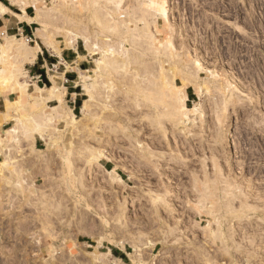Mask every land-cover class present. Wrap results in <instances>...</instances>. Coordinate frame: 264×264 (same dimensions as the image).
<instances>
[{"label":"rangeland","instance_id":"rangeland-1","mask_svg":"<svg viewBox=\"0 0 264 264\" xmlns=\"http://www.w3.org/2000/svg\"><path fill=\"white\" fill-rule=\"evenodd\" d=\"M21 1L32 8L33 16L32 0ZM84 1L91 10L104 3H36L51 10L52 20L42 27L53 37L54 48L42 46L35 32L27 45L33 46L36 40L42 51L57 56L75 52L72 64H54L42 74V84L46 86L43 96L54 93L50 108L45 104L50 100L38 105L31 101L37 95L29 87L36 59L22 64L16 55L7 54L0 63V97L6 99L9 95L12 104L9 110L7 102L0 109V135L11 127L5 123L13 120L22 144L29 145L33 134H38L33 117L41 116L51 119L49 123L41 120V125L53 140L50 146L38 145L47 150L37 155L36 163L26 166L34 154L20 149L21 161L15 162L14 151L9 156L12 167L0 168V248L4 237L11 236L16 208V225L21 227L15 228L18 244L11 264H264L262 256L248 259L239 254L245 247L248 253L253 250L245 237H264V0H122L119 12L129 20L124 24L123 19L117 29L122 30L125 42L118 45L115 35L109 39L90 35L89 41H98L100 46L105 45L103 40L111 42L114 49L119 48L114 58L121 61L127 59L122 50L139 57L116 74L98 72L100 79L94 73L100 53L89 52L81 38H74L71 45L68 30L76 29H68L70 24L58 20L60 9L73 12L85 5ZM136 8L163 11L155 23L156 15H147L145 37L137 38L140 31L132 30L137 18L132 11ZM140 25L144 26V21ZM169 39L174 55L171 59L166 47ZM155 47L160 48L161 55H152ZM141 48H145L144 52ZM71 68L77 72L76 88L68 90L79 95L75 104L59 84L64 80L63 72ZM91 77L96 82L97 100L93 116L84 118L82 107L87 97L83 88L91 87ZM177 95L179 107L182 104L197 110L188 114V121L166 113L169 105H175L171 98ZM66 113H73L79 122H73ZM162 132L166 133L164 138ZM10 145L0 146V162L6 159L1 151L10 149ZM112 169L122 184L111 186L106 182L105 171ZM81 177L88 187L85 195L77 181ZM51 194L59 206H51ZM234 194L241 197L237 199ZM85 196L93 199L86 202ZM155 197L159 198L157 208L153 204ZM231 199L234 209H240L243 199L253 210L234 217L225 206ZM80 211L88 213L90 219L82 228L77 226ZM218 226L231 231L243 249L229 244L231 241L224 242L229 251L226 253L222 251V241L209 242V235ZM117 229L128 233L117 235ZM91 230L96 234L94 238L87 235ZM170 230L171 234H165ZM140 234L144 236L143 243L135 239L142 237ZM201 248L209 261L201 255ZM134 250L140 259L133 256ZM101 254H108L107 262Z\"/></svg>","mask_w":264,"mask_h":264},{"label":"bare ground","instance_id":"bare-ground-1","mask_svg":"<svg viewBox=\"0 0 264 264\" xmlns=\"http://www.w3.org/2000/svg\"><path fill=\"white\" fill-rule=\"evenodd\" d=\"M10 1V3L11 4H13V5H15V6H17V7H19L20 9H22V10H24V8L26 7L25 6V4L21 1V0H9ZM72 3H73V1L74 0H70ZM87 1V0H86ZM151 1H153V0H151ZM32 2H33V6H34V15L31 17V18H29V19H27L29 22H35L36 24H38V26L39 27H37V29L35 30V38H36V40H38L39 42H40V44L42 45V46H44L45 48H54V45H53V42H52V39L51 38H53L51 35V37L49 36V31L48 30H46V29H43V27H42V25L43 24H48L51 20H52V18H53V16H52V14H51V10L50 9H45V8H42V7H39V6H37L36 5V3H37V0H32ZM121 2H122V0H104V3L100 6V7H97V8H93L92 10L91 9H89V7H90V5L88 4V6H86V4L85 3H87V2H85L84 1V3L83 4H85V5H83L82 7L81 6H79V5H81V3L79 4V2L78 3H76L78 6H79V8L77 7V10H76V8H74V10H73V12L71 11V12H69L68 10L66 11V10H63V9H60L59 10V19L58 20H62L65 24H67V26L70 24L71 25V27H69L68 26V29H76L75 31H70V30H68V39L69 40H72V41H70L71 43V45H72V42H74L73 40H74V38H81V39H83V41L85 42V46L87 47V49H88V51L89 52H91V53H95V52H97V53H100V58H98V59H96L95 60V63H96V70L94 71V73L96 74V76H97V73L99 72V73H104V74H108L109 75V73H110V75L112 74V73H115V72H117V70H120V69H123V67H126V66H128V65H131L132 63H134V61L133 60H136V58L137 57H139V56H135V55H130V58H129V55H128V50H122L123 52H122V54L123 55H126L127 54V59L126 60H124V61H121V60H118V59H116V58H114L115 57V53H119V51L117 52V50L119 49V48H116V49H114L113 48V45H110L111 44V42L108 44V43H106V41L105 40H103L104 41V44L105 45H103V46H100L101 45V43L100 44H98V41H97V43L95 42V43H93V41H89V36L90 35H95L96 37H99V36H103L104 38H113V36L115 35L116 36V40H117V44L118 45H121V44H123L125 41V38L124 37H122V34H123V32H122V30H121V32H119L118 31V29L117 28H120V26L118 25L120 22H122L123 21V19H124V15L123 14H120V12H119V6H120V4H121ZM93 4H96V3H98V1L97 0H95V1H93L92 2ZM143 3V2H142ZM70 9H73V8H70ZM1 10H2V12L5 10L6 11V9H4V8H2L1 7ZM83 10H85V12H87V13H84V15H83V13L81 14V12H83ZM91 10V11H90ZM121 10V9H120ZM90 11V13L88 14V12ZM119 12V13H118ZM156 13V14H155ZM159 13V12H158ZM158 13H157V11H155L154 12V10H152V11H150L149 9H147L146 11H145V9L144 10H139V9H134L133 11H132V14H137V18H134L135 20H136V23H135V25H134V22H135V20L132 22V19H131V22L133 23V32L134 31H137V33H138V30L140 31V33H138L137 35H136V37L137 38H139V37H145V36H147V32H148V24H147V15L148 16H150V15H156L155 17H154V20H153V22L155 23L156 22V20L155 19H157L158 18ZM132 14H131V16H132ZM159 14H161L162 16H163V11H161ZM87 15V16H86ZM116 15H117V17H116ZM126 15H129V14H126ZM125 15V16H126ZM82 16H85L86 17V19H83L82 18ZM84 17V18H85ZM127 19L129 18V17H126ZM129 20V19H128ZM128 20H125L124 19V22H122V23H124V24H126L125 22H127ZM140 21H144V26H142V25H140ZM112 22H114V23H112ZM124 24H121V25H124ZM150 24V23H149ZM140 25V26H139ZM126 27V26H125ZM65 28H67L66 26H65ZM122 29V28H121ZM129 29H131V28H129ZM128 29V30H129ZM120 30V29H119ZM125 30H126V28H125ZM4 31V30H3ZM124 31V30H123ZM2 32V31H1ZM128 33H130V32H132V31H127ZM51 33V32H50ZM124 33L126 34V32L124 31ZM131 34V33H130ZM134 34V33H133ZM132 34V35H133ZM53 35V34H52ZM124 35V34H123ZM125 36V35H124ZM2 37V38H1ZM118 37V38H117ZM68 39H67V41H68ZM0 40L2 41V43L0 42V63L1 62H3L2 60H3V58H4V56H6L7 54L8 55H10V54H13V55H16V57L19 59V62L20 63H32L35 59H36V57H37V55H38V53L41 51V49H40V46H39V44L37 43V41L35 40L34 41V45L33 46H28L27 45V40L25 39L24 41H22L21 39H16V38H14V37H12V36H6L4 33L3 34H1V36H0ZM100 40V39H99ZM109 41V40H108ZM107 41V42H108ZM92 42V43H91ZM168 43V45L166 46L167 48H169V50H167V56H168V58L169 59H171V58H173L174 57V55H172V53H171V50H170V46H171V40L169 39V41L167 42ZM117 45V46H118ZM136 47H137V44H134ZM141 45V44H140ZM115 47H116V45H115ZM119 47V46H118ZM165 47V48H166ZM143 49H145V48H141V50L144 52V50ZM141 52V51H140ZM142 52V53H143ZM152 55H161L160 54V48L158 49V48H153L152 49ZM162 53V52H161ZM145 54H147V53H145ZM143 55V54H142ZM142 55H140V56H142ZM144 57V56H143ZM5 60V59H4ZM139 60H140V58H139ZM137 62H139V61H137ZM141 62V61H140ZM142 63V62H141ZM144 63V62H143ZM137 64V63H136ZM141 65V64H140ZM139 65V66H140ZM145 64H143L142 66H144ZM0 71H1V68H0ZM126 71H127V69H126ZM135 71H136V69H135ZM140 71H142V70H140ZM98 73V74H99ZM146 73H150V72H146ZM158 73H160V72H158ZM170 73V72H169ZM94 74V75H95ZM116 74V73H115ZM136 74H138L137 73V71H136V73L134 74V75H136ZM139 74H140V72H139ZM152 74H153V72H152ZM151 73H150V75H152ZM155 74V73H154ZM163 74V73H162ZM156 75V74H155ZM99 76V75H98ZM96 77V78H99V77H101V76H99V77ZM105 77H106V75H104ZM114 76V75H113ZM137 76V75H136ZM160 76H162V75H160ZM134 77V76H133ZM138 77H140V76H138ZM155 78L156 77H158V75L157 76H154ZM93 80L91 81V87H88V86H84V88H83V92H84V95L87 97L85 100H84V102H83V107H82V115H83V117L84 118H86V117H90L91 115H92V112H94L95 110H93V106H94V101H96L97 99H96V91H97V88L95 87V79L93 78V77H91ZM159 78H162V77H159ZM158 78V79H159ZM100 79V78H99ZM157 80V79H156ZM183 82H187V79H183ZM98 84V83H97ZM59 89V88H58ZM159 90V89H158ZM197 90H198V92H201L202 91V88L201 87H198L197 88ZM35 91H36V93H37V95L36 96H34V97H31L32 99H31V101L35 104V105H38V104H42V103H44V102H46V101H48V100H51V98H53V94L52 95H49V96H43V94L45 93V90L43 89V88H37L36 87V89H35ZM55 91V90H54ZM57 91V90H56ZM160 91H162V89H160ZM159 91V92H160ZM48 92H52V90L50 91H48ZM58 92V91H57ZM158 92V93H159ZM156 93V92H155ZM160 94V93H159ZM161 94H162V92H161ZM158 95V94H157ZM174 95V92L170 95L171 97ZM170 97V98H171ZM177 97H178V95L177 96H175L174 98H171V99H173V102H174V104L175 105H177L176 103H178L177 102V100H179V99H177ZM183 98L186 100L187 99V96H186V94H183ZM159 98H157V100H158ZM155 101V100H154ZM175 105H169L168 106V108L170 109H168L167 107V109L166 110H169V111H166V113L167 112H169V114H168V116L169 115H172V116H175L177 119L179 118L180 119V121H183L184 119L186 120V121H188L189 119H188V114L189 113H192V112H196L197 110L196 109H194V108H188V107H186V106H184V105H180V107L179 108H177V106H175ZM12 106V104L10 103V102H7L6 103V109L7 110H9V108ZM155 107H157V106H155ZM54 108H56V107H54ZM57 108H59V106L57 107ZM181 108L184 110V111H181ZM65 111V110H64ZM66 112H70V110H66ZM165 112V111H164ZM153 113V112H152ZM155 113H157V112H155ZM154 113V114H155ZM162 113V112H161ZM165 113V114H166ZM69 115H67V113H66V115L67 116H71V120L73 121V122H75V123H78L79 122V120H77L75 117H74V115H72L71 113H68ZM71 114V115H70ZM96 115V114H95ZM159 115V114H158ZM160 115H162V114H160ZM159 115V116H160ZM45 116V115H44ZM44 116H42V117H44ZM93 116V115H92ZM91 116V117H92ZM104 116V115H103ZM107 116V115H106ZM109 116V115H108ZM155 116V115H154ZM165 116V115H164ZM41 116H34L33 117V122H34V124H33V128H34V130H36L37 132H38V134L40 135V137L42 138V139H44V142H45V144L46 145H48V146H50V144H51V142L53 143V140H51L50 138H49V136H47L46 134V132L44 131V130H42V128L43 127H45V125H41V120L43 121H46V123H49V121L51 120L50 118H47V117H45V118H43V119H41L40 118ZM110 117V116H109ZM153 117V116H152ZM158 117V116H157ZM167 117V116H166ZM171 117V116H170ZM169 118V117H168ZM174 118V117H173ZM106 119V118H105ZM158 122V121H157ZM156 122V123H157ZM155 123V124H156ZM159 123V122H158ZM182 123H184V122H182ZM152 124V126H154L153 125V122L151 123ZM158 125H160V124H158ZM161 125H162V123H161ZM164 126V125H163ZM13 127V126H12ZM15 127V126H14ZM151 127V126H150ZM161 127V126H160ZM155 128V127H154ZM163 127H161L160 129H162ZM156 129V128H155ZM157 130V129H156ZM162 131V130H161ZM5 132V134L3 135V136H1L0 135V146H3L5 143H7V144H17L18 142H19V139H18V132H17V130H16V128H8L6 131H4ZM166 132V131H165ZM163 133L162 132V135L163 134H166V133ZM52 134V133H51ZM137 134V133H136ZM50 135V134H49ZM149 135V134H148ZM161 135V136H162ZM165 137V135H163V138ZM147 142V141H146ZM150 142V141H149ZM139 147L141 148V149H143V150H146V146H143V145H141V144H139ZM4 156H5V158L6 159H4V161H2V162H0V168H6V167H10V164H11V162H9V156H10V149L7 147V150L4 152ZM155 157V156H154ZM157 157H159V156H157ZM96 158V157H95ZM90 161V160H89ZM88 162V161H87ZM91 163V162H90ZM97 165V164H96ZM93 168H94V165L92 166ZM157 167V166H156ZM101 169V168H100ZM105 174H106V176H107V180H106V182L109 184V185H111V186H115L117 183H123V181L120 179V177L118 176V174L116 173V171H115V169H112L111 171H105ZM83 177H81V179H78L77 181H78V183L80 184V191L81 192H83V195H85L84 193H86V191H85V182H84V178L82 179ZM86 181V180H85ZM87 183V182H86ZM35 185V184H34ZM4 188V187H3ZM88 188V187H87ZM86 188V189H87ZM83 189V190H82ZM7 191H8V189H7ZM4 192V191H3ZM1 194H5V193H1ZM82 194V193H81ZM8 195V194H7ZM9 196V195H8ZM52 199H49V200H51V202H50V204H51V206L53 205V204H55V196H54V194H51V195H49ZM88 196H89V194H88ZM3 197H5V196H3ZM7 197V196H6ZM42 197V196H41ZM46 197H48V196H46ZM98 197V196H97ZM234 197L235 198H237V199H239L241 196L240 195H236V194H234ZM37 198V197H36ZM84 198V197H83ZM90 198H92V197H90ZM89 198V199H90ZM5 199H7V198H5ZM38 199V198H37ZM89 199H87L86 198V196H85V200H87L86 202H88V201H90L91 202V200H89ZM93 199V198H92ZM159 198L158 197H155V198H153V204H154V206L157 208V206H156V201L158 200ZM40 200V199H39ZM44 200V199H43ZM45 200H47V199H45ZM69 200V199H68ZM100 200V198H98V201ZM165 200V199H164ZM164 200H162V201H164ZM35 201H36V199H35ZM34 201V202H35ZM97 201V200H96ZM97 201V202H98ZM1 202V201H0ZM7 202H8V200H7ZM9 202H10V200H9ZM67 202V201H66ZM92 202H93V200H92ZM101 202H102V200H101ZM165 202V201H164ZM163 202V203H164ZM36 203V202H35ZM57 203V202H56ZM241 203L242 204H240V209H234V207H233V199H231V200H227V202H226V204H225V206H227V208L226 209H228L227 211H229V212H231V214H232V216H234V217H236V215L235 214H237V213H240V214H247V212L249 213V212H251L252 210H253V208L251 207V208H249V207H247V205H246V203L244 204L243 203V199H241ZM1 204V203H0ZM34 204V203H33ZM38 204V203H37ZM100 204V201H99V203H98V205ZM165 204L166 203H164V206H165ZM2 205V204H1ZM40 205H41V203H40ZM43 205H46V204H43ZM42 205V206H43ZM48 205H49V203H48ZM55 205H57V206H59V201H58V204H55ZM57 206H56V208H57ZM246 206V207H245ZM38 207H40V206H38ZM44 207V206H43ZM42 207V208H43ZM49 207H50V205H49ZM66 207V206H65ZM41 208V207H40ZM42 210V209H41ZM45 210V209H44ZM47 210V209H46ZM39 211V210H38ZM48 212L50 213V211H48L47 210V214H48ZM74 212V211H73ZM44 213H45V211H44ZM51 213H52V211H51ZM66 213H67V211L65 212V215H66ZM109 213V212H108ZM68 214V213H67ZM87 214L88 213H86V212H83L82 213V211H80L79 212V216H78V221H77V226L78 227H80V228H82V227H85L86 225H87V223H88V221L90 220V219H88V217H87ZM44 215V214H43ZM11 216V215H10ZM42 216V215H41ZM45 217V216H44ZM13 218V217H12ZM11 218V219H12ZM35 218H37V217H35ZM48 218V217H47ZM38 219H39V216H38ZM49 219V218H48ZM26 220V219H25ZM37 220V219H36ZM40 220V219H39ZM8 221V220H7ZM48 222H49V220H47ZM44 222V221H43ZM9 223V222H8ZM17 223V222H16ZM13 224V223H12ZM19 224V223H18ZM34 224V223H33ZM75 224V223H74ZM25 225V224H24ZM85 225V226H84ZM16 226H18V225H15V227ZM20 226V225H19ZM18 226V227H19ZM26 226V225H25ZM18 227H16V229H19ZM21 227V226H20ZM29 227H31V226H29ZM29 227H27V228H29ZM219 228H217V231L216 232H214L213 234H210L209 235V242H212V243H214L215 241H222V251H224L225 250V252L227 253V247H226V244H228V242L229 241H231V242H229V244H231V245H234V246H238V244H236V242H235V239L233 238V234H232V232L231 231H223V229H221V226H218ZM23 229H24V227H22ZM50 228V227H49ZM79 228V229H80ZM98 230H99V227H96ZM124 229H126V227L124 228ZM124 229H117V232H115V234H117V235H120L121 233H128V230H126V231H124ZM25 230V229H24ZM2 231V230H1ZM18 232H19V230H18ZM22 231H20V233H21ZM25 232V231H24ZM98 234H99V232L98 231H96ZM1 233V232H0ZM171 234L172 233V231L170 230L169 232H165V234ZM26 234V233H25ZM50 234V233H49ZM28 235V234H27ZM87 235H89V237H91V238H94L95 237V233L91 230L90 232H88L87 233ZM141 235V234H140ZM142 237H137V238H135L136 240H138L139 239V242H141V243H143L144 242V236L143 235H141ZM250 237H245L246 239H244L245 241H247V240H249V242H247V244H249L250 246H251V249H252V245H253V250H252V252L250 251V250H248V251H250L251 253H248L247 252V250L245 251L244 249L246 248H244L243 249V246L240 248L239 246V248L242 250V251H240V253L239 254H241V255H243L244 256V258L246 257V258H248V259H250V258H257V259H260V258H258V256H262V257H264V237H259L258 235H249ZM5 239V238H4ZM234 239V240H233ZM16 242V241H15ZM120 242V241H119ZM226 244H225V243ZM121 245H123L124 244V240L123 241H121V243H120ZM72 245H73V243H72ZM241 245V244H240ZM244 246H245V244H243ZM75 246V245H74ZM233 246V247H234ZM133 248H135V246L133 245L132 246ZM232 247V248H233ZM247 247H249V246H247ZM255 247H256V249H255ZM72 248V247H71ZM70 248V249H71ZM74 248V247H73ZM239 248H235L236 250H239ZM258 248V249H257ZM200 252H201V255H204L205 257H207V260L209 261L210 260V258H208V256L209 255H207L205 252H204V249L203 248H201V250H200ZM229 252V251H228ZM239 252V251H238ZM137 256L138 258H139V253H137L136 252V250H134V253H133V256ZM99 256H100V254H99ZM101 256H102V259H103V261L105 260V262H107V259H108V254L106 255H102L101 254ZM203 256V257H204ZM101 258V257H100ZM140 259V258H139ZM138 259V260H139ZM100 260V259H99ZM207 262V261H206ZM212 264V263H211Z\"/></svg>","mask_w":264,"mask_h":264},{"label":"crops","instance_id":"crops-1","mask_svg":"<svg viewBox=\"0 0 264 264\" xmlns=\"http://www.w3.org/2000/svg\"><path fill=\"white\" fill-rule=\"evenodd\" d=\"M1 7L6 9L2 12ZM31 7L27 6L24 8V10L20 9L17 6H13L10 3L6 6L5 4L2 3L0 0V35L5 34L6 36H14V37H22L24 39L26 38H31V36H34V32L37 29V24L35 22H29L27 19L32 17V12H31ZM4 30V31H3ZM2 31V32H1ZM47 59V60H46ZM75 60V52H70V53H65L62 52L60 56L53 55L51 54L48 50L40 51L36 57V63L32 65V74L30 75V84L29 87L31 90L35 91V88H46L44 84H42V74L44 75L45 73V68L48 66H53L54 64L57 65H65V64H72ZM55 66V65H54ZM30 74V73H29ZM77 72L75 69H72L70 71H64L63 72V79L59 81V84H61V88L65 90L67 93V96L69 97V100L75 104L76 101H78L77 97L79 96L77 93H72L69 92V89H75V82L74 80L76 79ZM40 84L43 85V87H40ZM74 85V86H72ZM74 97V98H72ZM10 96H6V99L3 97H0V109L4 108L6 102H10L9 99ZM188 100V96H187ZM53 103V101H48L45 104H47V108H50L51 106H48V104ZM54 107V106H53ZM75 106L73 107V110H75ZM72 112V110H70ZM5 112V111H4ZM1 114L3 112H0ZM73 114V113H72ZM74 115V114H73ZM6 125H10V128H17L18 130V139L19 142L17 144H11L10 145V156L14 154L15 151V162L21 161L19 158V151L20 149H23V151L29 150L32 154H34V157L31 158L30 161L26 163V166H29L31 164H34L37 162V155L39 153H46L47 147L45 150L39 149L38 145H41V143L45 146V142L40 138V136L36 133L33 134V141L29 145H24L22 144L23 142L21 141L19 135L20 131L18 127L14 124V121L11 120L7 123ZM13 126V127H12ZM15 126V127H14ZM3 154L4 153L1 151ZM1 157V154H0ZM28 157V156H26ZM11 159V157H10ZM12 161V159H11ZM13 163L11 162L10 168L12 167ZM28 170V169H26ZM25 182V180H23ZM8 243H2V247L0 249V264H11L10 261L14 258V249L12 246L7 245ZM13 252H12V249ZM7 251L5 252L4 250Z\"/></svg>","mask_w":264,"mask_h":264},{"label":"flooded vegetation","instance_id":"flooded-vegetation-1","mask_svg":"<svg viewBox=\"0 0 264 264\" xmlns=\"http://www.w3.org/2000/svg\"><path fill=\"white\" fill-rule=\"evenodd\" d=\"M14 201L15 202H17V200L16 199H14ZM16 213H17V209L15 208L14 209V218H13V224H17L16 222H17V219H16ZM15 226H13V229H12V233H11V236H6V237H4L5 239V241H3L2 243H7V241L9 240V244H10V246H12L13 247V249H14V251L16 250V248H17V240H18V237H17V233H16V231H15ZM4 233H6V232H4ZM16 241V242H15ZM1 249V248H0Z\"/></svg>","mask_w":264,"mask_h":264},{"label":"built area","instance_id":"built-area-1","mask_svg":"<svg viewBox=\"0 0 264 264\" xmlns=\"http://www.w3.org/2000/svg\"><path fill=\"white\" fill-rule=\"evenodd\" d=\"M26 40H27V43L32 42V39L31 38H26Z\"/></svg>","mask_w":264,"mask_h":264},{"label":"trees","instance_id":"trees-1","mask_svg":"<svg viewBox=\"0 0 264 264\" xmlns=\"http://www.w3.org/2000/svg\"><path fill=\"white\" fill-rule=\"evenodd\" d=\"M2 3L5 4V5L7 6V3H5V2H3V1H2ZM75 111H76V109H75Z\"/></svg>","mask_w":264,"mask_h":264}]
</instances>
